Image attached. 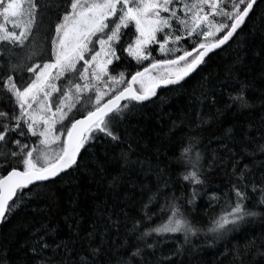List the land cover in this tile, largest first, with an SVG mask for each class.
Wrapping results in <instances>:
<instances>
[{"label":"trees","instance_id":"1","mask_svg":"<svg viewBox=\"0 0 264 264\" xmlns=\"http://www.w3.org/2000/svg\"><path fill=\"white\" fill-rule=\"evenodd\" d=\"M40 2L45 7L32 39L25 48L13 53V63L24 61V68L15 73L17 84L22 86L32 79L27 67L50 60L55 23L69 0ZM261 17H264V0L257 1L247 23L234 38L210 54L188 78L162 89L148 102H131L133 110L116 129L121 138L119 142L97 133L81 149L78 166L51 181L38 183L37 187L29 186L32 198L0 222V264H39L42 258L48 257L53 258V264L61 261L78 264L80 256L87 253V233L93 227L97 235L91 246L100 243V232H106L104 246L110 250L112 264L121 257L127 259L137 245L144 251L142 258H132V264H233L234 249L239 246L243 251L252 239L256 240L257 247L244 255V264H264V255L260 254L264 253V247H259L264 240V219L248 218L223 235L208 231L228 202L225 194L230 192L236 175L233 164L238 163L239 168L249 165L257 182L264 174V153L256 150L257 145L264 143ZM217 20L223 22L220 17ZM134 34V26L125 30L117 51L120 60L110 65L112 75L124 72L125 78L130 79L131 74L148 66V61L138 65L123 51ZM33 45L39 55L29 61L27 55ZM192 46L188 40L178 45L188 50ZM151 51L154 57L161 58L156 46ZM8 74L7 63L0 58V77ZM241 83L247 85L245 96L251 107L242 108L237 102L226 108V104L232 103L229 94L235 95ZM6 100L8 95L0 91V110L10 111V104L4 103ZM81 114L76 110L74 118ZM249 135L255 138L254 142H249ZM22 142L35 144L36 138ZM190 145L192 160L200 154L198 168L202 183L199 185L182 179L192 170L181 156L182 150ZM10 167L3 166L0 158V172L6 175ZM213 195L219 201L210 199ZM249 195L251 208L259 193L253 194L249 189ZM166 201H174L179 206L184 218L198 229L197 234L189 235L185 242L183 233L153 232L144 241H136L142 232L167 221L170 213L160 211ZM109 212L113 220H119L118 230L116 227L105 229ZM136 221H141L142 227L135 234L129 233L127 229ZM37 229L50 245L42 251L38 237L33 235ZM52 229L54 234L45 235ZM125 239L128 244L119 247ZM63 242L74 244L71 255L63 248L53 251L56 244ZM145 242L154 247H144ZM33 247L36 252L32 251Z\"/></svg>","mask_w":264,"mask_h":264},{"label":"snow or ice","instance_id":"2","mask_svg":"<svg viewBox=\"0 0 264 264\" xmlns=\"http://www.w3.org/2000/svg\"><path fill=\"white\" fill-rule=\"evenodd\" d=\"M256 3L257 0H69L55 23L50 60L27 67L26 71L34 79L22 86L17 84L15 73L24 68V61L13 63V53L25 48L32 39L45 6L40 0H0V58L6 61L10 73L0 77V91L8 95L4 103L10 104L11 109L0 110V147L4 149L0 151V158H3V166H11L6 175L0 172V222L32 198L29 186L37 187L39 182L55 179L78 166L81 149L95 134L102 133L119 142L121 138L116 129L133 110L131 102L149 101L157 95L158 88L178 85L189 77L210 52L234 38L247 23ZM261 20L264 29V17ZM133 25L135 34L123 51L138 65L143 66V62L149 60L151 63L126 79L124 72L112 75L110 65L120 60L118 47L125 30ZM184 40L191 42V50L178 47ZM152 45H158L161 58L153 56ZM38 55L33 45L27 60ZM246 88L247 85L241 83L235 95L229 94L232 103L225 107L230 109L238 102L242 108H250ZM121 101L129 103L121 104ZM212 102L215 103L214 96ZM261 103L264 106V101ZM81 106H84L83 112L76 119L75 112ZM13 135L17 138L11 139ZM261 135L264 138V133ZM31 138H36L35 144L22 142ZM247 138L254 142L255 138L250 135ZM256 150L264 153V143L257 145ZM191 153V145L181 152L185 163L192 168L182 179L199 185L202 183L198 168L200 154L192 160ZM233 171L235 180L230 192L225 194L229 197L225 209L208 229L216 235L235 229L248 218L264 219V174L257 182L249 165L239 168L238 163H234ZM249 189L253 194L259 193L251 208L248 206L252 200ZM192 195L194 197L195 192ZM210 199L219 201L216 195ZM160 211L170 213L167 221L142 232L136 241H144L153 232L158 235L183 233L185 242L189 235L197 234L198 229L184 218L174 201H166ZM112 227L118 230L119 220H113L109 212L105 229ZM141 227L142 222L136 221L127 231L135 234ZM39 232L37 229L33 235L38 237L42 251L50 245ZM54 233L52 229L45 235ZM96 235L95 227L87 233L88 250L80 256L78 264H112L110 250L104 246L106 232L99 233L100 243L92 247ZM127 244L125 239L119 247ZM144 247L152 249L154 245L145 242ZM254 247H257L255 239L248 241L243 251L237 246L232 253L233 264H244V255ZM259 247H264V240ZM60 248L71 255L74 244L58 243L53 251ZM32 251L36 252V248ZM143 251L144 248L137 245L127 259L121 257L115 264H132V258H142ZM39 264H53V258H42Z\"/></svg>","mask_w":264,"mask_h":264},{"label":"water","instance_id":"3","mask_svg":"<svg viewBox=\"0 0 264 264\" xmlns=\"http://www.w3.org/2000/svg\"><path fill=\"white\" fill-rule=\"evenodd\" d=\"M257 1H258V0H257ZM230 40H231V39H230ZM228 42H229V41H228ZM228 42H227V43H228ZM227 43H226V44H227ZM226 44H225V45H226ZM225 45H222L221 48L224 47ZM221 48H219V49H221ZM219 49H215V50H213L212 52H210V53L208 54V56H209L210 54H212L213 52L219 50ZM208 56H206L205 59H206ZM198 67H199V66H198ZM140 71H142V70H140ZM192 74H193V73H192ZM190 75H191V74H190ZM190 75H189V76H190ZM186 78H188V77H186ZM186 78H185V79H186ZM130 79H131V78H130ZM183 81H184V80H183ZM181 82H182V81H181ZM181 82H180V83H181ZM169 86H173V85L162 86V87L158 88V89H157V94H158L159 91H161L162 89H164V88H166V87H169ZM155 97H156V96L152 97L150 100H152V99L155 98ZM150 100H149V101H150ZM123 102H124V101H121V104H122ZM146 102H148V101H146ZM79 118H80V117H78V118H76V119H79ZM66 172H67V171H66ZM61 174H62V173H61ZM52 180H53V179H52ZM50 181H51V180H50ZM46 182H47V181H46ZM39 183H42V182H39Z\"/></svg>","mask_w":264,"mask_h":264},{"label":"rangeland","instance_id":"4","mask_svg":"<svg viewBox=\"0 0 264 264\" xmlns=\"http://www.w3.org/2000/svg\"><path fill=\"white\" fill-rule=\"evenodd\" d=\"M229 2H230V0H229ZM133 26H134V25H133ZM9 28H11V25H9ZM134 29H135V28H134ZM159 38L162 39V38H163L162 35L159 36ZM154 46H156V50L158 51V45H152L151 48L154 47ZM151 48H150V50H151ZM158 53H159V51H158ZM159 54H160V53H159ZM160 56H161V55H160ZM148 62L151 63L150 60H149ZM32 79H34V77H32ZM26 86H27V85H26ZM93 99H94V96H93ZM105 99H106V98H105ZM57 102H59V97H57ZM83 108H84V106H81L80 109H78V112L82 113V112H83ZM59 131H61V130L58 129V134H59Z\"/></svg>","mask_w":264,"mask_h":264}]
</instances>
